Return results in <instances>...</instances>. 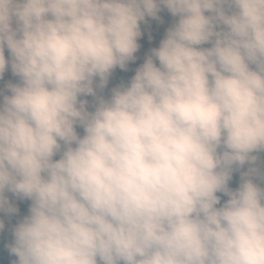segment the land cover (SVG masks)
Masks as SVG:
<instances>
[{
  "label": "clouds",
  "instance_id": "1",
  "mask_svg": "<svg viewBox=\"0 0 264 264\" xmlns=\"http://www.w3.org/2000/svg\"><path fill=\"white\" fill-rule=\"evenodd\" d=\"M162 9L159 46L98 96ZM9 67L0 232L7 194L30 201L13 264H264V0H0Z\"/></svg>",
  "mask_w": 264,
  "mask_h": 264
},
{
  "label": "trees",
  "instance_id": "2",
  "mask_svg": "<svg viewBox=\"0 0 264 264\" xmlns=\"http://www.w3.org/2000/svg\"><path fill=\"white\" fill-rule=\"evenodd\" d=\"M160 19H153L150 17H147L145 21L141 22V32L143 34H154L157 31H159L163 26L165 25H172L175 22V19L166 9H162V11L159 13ZM210 45H204V47H209ZM5 55L6 57L8 56V51L7 49L5 50ZM134 70L132 69V63L129 62L127 70H122L120 68H116L110 78L108 84L103 88V89H97V95L98 96H103L107 98L110 96L111 89L114 87H118L121 84H127L131 77L134 76ZM6 80H10L12 82H18V78L13 76L11 73V69H9L5 72L4 78ZM1 83V81H0ZM82 99L88 100L89 104V110H92V106L95 103V98L92 96H87V97H81ZM77 131L79 134H83V129L80 127H77ZM255 155L258 156V160L256 162V166L261 169V171H264V152L260 153H255ZM55 158H58L55 157ZM250 167L249 164H245L242 168H239L238 170L233 172L232 179L229 181V187L235 189L236 187L239 186L240 183V178H241V173L246 172L248 168ZM259 182V181H258ZM261 186H264L262 184ZM9 198L12 199L19 211L18 213L11 217H5V229L3 232H0V264H13V261L16 259L14 255H12L8 248L7 245L11 242V228L12 226L23 216L27 215L28 213V208L30 205V201L28 200H16L10 193H8ZM218 195H221V203H223L224 200L227 199V197H224L222 194L218 193Z\"/></svg>",
  "mask_w": 264,
  "mask_h": 264
},
{
  "label": "rangeland",
  "instance_id": "3",
  "mask_svg": "<svg viewBox=\"0 0 264 264\" xmlns=\"http://www.w3.org/2000/svg\"><path fill=\"white\" fill-rule=\"evenodd\" d=\"M171 26L172 25H165L158 32L151 35H141V37L138 39L140 48L135 54L136 60L134 62H131L134 73L135 70L144 62V59L150 53L151 49L159 46V42L164 38L167 29ZM8 81L10 80L3 79L0 83V87H3L4 84H6Z\"/></svg>",
  "mask_w": 264,
  "mask_h": 264
}]
</instances>
